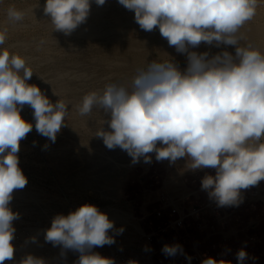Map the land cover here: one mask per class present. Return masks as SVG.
<instances>
[{
	"label": "clouds",
	"instance_id": "obj_1",
	"mask_svg": "<svg viewBox=\"0 0 264 264\" xmlns=\"http://www.w3.org/2000/svg\"><path fill=\"white\" fill-rule=\"evenodd\" d=\"M103 6L106 0H94ZM260 0H118L134 12L139 27L158 28L170 47L186 58L181 68L174 58L154 59L138 66L130 81H112L102 90L85 94L76 105L80 116L99 110L108 119L96 136L112 150L119 147L133 163L143 158L151 163L185 158L191 170L213 169L201 188L218 207L239 206L242 190L264 181V52L252 42L242 43L241 29L257 14ZM93 0H46L43 13L53 31L68 36L85 23ZM26 13L15 6L6 11L16 24ZM8 29L0 28V264L14 260L19 213L10 202L14 190L23 189L28 179L19 167L20 143L33 130V123L21 116L27 105L33 110L35 130L51 142L66 125L69 104L53 103L28 81L33 70L27 58L10 52L5 45ZM46 41L41 39L40 45ZM201 44L221 49L198 52ZM223 46V47H222ZM233 46L234 54L227 50ZM35 143V142H34ZM47 147V145H45ZM115 229L108 215L92 204H83L67 215L57 214L44 230L45 243L78 253L73 264H115L95 248L113 245ZM36 243V237L29 238ZM147 250V249H146ZM166 257L184 255L180 244H165ZM244 264L248 253H236ZM19 264H49L43 257L26 254ZM202 264H230L207 257Z\"/></svg>",
	"mask_w": 264,
	"mask_h": 264
},
{
	"label": "bare ground",
	"instance_id": "obj_2",
	"mask_svg": "<svg viewBox=\"0 0 264 264\" xmlns=\"http://www.w3.org/2000/svg\"><path fill=\"white\" fill-rule=\"evenodd\" d=\"M93 3L95 4V2ZM39 4L37 6H34L36 4L29 5L34 7L27 9L25 16L34 22L39 21L42 31L45 30V32L17 36L16 30L24 23L13 24L7 20V16L1 17L0 28L8 29L3 47L27 58V63L34 73L28 83L38 86L53 103L58 99L68 103L69 115L65 121L66 125L57 134L54 143L37 133L32 115L33 110L29 106H24L21 116L24 115L28 121L33 123V132L38 136L39 142L41 141L45 156L54 167L64 170L65 177H70L67 184L76 191L77 196H84L86 191L91 188L99 190L106 196L118 195L119 187L124 180L123 170L120 171V167L129 166L132 159L126 151L119 147L108 149L102 138L95 135L101 127L109 130L107 123L103 124V121L108 119L107 116L96 109L90 115L80 116L76 105L80 103L85 94L102 90L108 82L130 81L138 66H144L154 59L171 57L177 61L185 56L177 53L173 47L168 45L166 38L161 36L158 28L151 32L142 30L135 22L134 12L125 9L118 3V0H111L106 6H92L93 9H90L86 22L79 25L68 36L62 32L53 31L49 17L43 13V5ZM102 12L112 14L113 19L103 20L102 15L100 17ZM240 31L243 35L242 43L252 42L264 52V20L260 19L254 23L249 21ZM41 39L46 43L40 45ZM151 43L159 45L158 57L154 56L152 50L148 48ZM195 50L198 52L208 51L209 46L203 44ZM227 50L234 54L233 46H227ZM27 150L28 147L21 141L18 152L19 162L36 164V159L21 156ZM64 179L62 185L68 188ZM33 189L14 190L9 206H19L23 214L41 215V217L45 214L67 215L70 212L67 202L55 192L52 193L45 189L35 190L34 186ZM241 194H244L243 190ZM71 205L74 209L81 206L77 202H73ZM98 208L114 222L115 229L123 228L121 238L124 243L128 244V241L132 239L133 233L129 230L133 227L145 234L141 224L132 220L134 216L130 211L121 210L114 205ZM34 224H23L19 233H15V240L12 241L14 246L25 254L31 253L50 261L61 257L58 248H54L44 241V230L47 228ZM30 237H36L37 242L32 243ZM103 248H95L94 251L102 255L107 251H104ZM74 254L68 252L66 259L63 258L59 264H73V261L78 258V255ZM17 261L19 263L20 260ZM9 262L5 261V264H9Z\"/></svg>",
	"mask_w": 264,
	"mask_h": 264
},
{
	"label": "rangeland",
	"instance_id": "obj_3",
	"mask_svg": "<svg viewBox=\"0 0 264 264\" xmlns=\"http://www.w3.org/2000/svg\"><path fill=\"white\" fill-rule=\"evenodd\" d=\"M44 2H46V0H0V19H2L1 17L6 16L7 8L9 6H14V4L18 10L26 12L27 9L37 6L39 3L44 5ZM109 2L106 0V3L103 6H106ZM259 3L261 5L259 4L260 6H258V8H260H257V14L253 18L254 20L252 19L250 21L251 23L260 19L264 20V0H260ZM93 4L94 3L91 5L92 9L96 6V4ZM262 7L263 9H261ZM102 13H100V17L102 15V19L104 18L103 20L106 19L109 21L113 19L112 14L108 12ZM29 19V17H26L24 22H19L24 23V25L16 30V34H19H17V36L45 32V30L42 31V26L38 23L39 21L34 22L31 19L29 21ZM151 44H149L150 47L148 46V48L152 50L154 56L158 57L159 54L157 53V50L159 49V45L157 43ZM172 47L175 50L174 46ZM208 51L215 53L219 50L215 49V47L209 46ZM167 59H171V57H165L160 60ZM176 62L182 67L186 66L185 57L178 59ZM22 117L26 119L24 115H22ZM22 143L26 144L28 150L21 156L34 158L37 162L36 164H32L31 162H19V167L28 179V183L24 188L34 190V186V188H36L35 190L45 189L52 193L55 192L67 202L70 211L75 210L71 205L73 202H77L80 205L92 204L101 208L114 205L121 210L130 211L134 216L132 220L141 224L145 234L140 233L134 227L131 228L129 232L133 234L132 239L128 241V244L127 242H123L121 234H116L115 230L110 231V235H113L115 238V243L111 246L105 245L103 248L104 251L111 249V247L119 246L125 250L149 258L152 264H197L192 257L194 248L196 247L204 253L206 258L213 257L217 261L224 260L230 262V264H238L236 253L243 248L248 253V258L244 264H264V181H261L259 185L251 187L248 190H243V202L239 206L218 207L215 203V211L212 208H208L203 212H200L198 216H191L187 221L186 227L182 229L171 227L166 228L167 224L173 218L170 210L165 208H155L152 205L148 208L145 206L142 207L138 200V192H140V194L146 193V188L151 186V182H153V177L147 174L149 163H145L142 158L137 163L131 162L129 166L120 167V171L123 170L122 173L124 180L119 187L120 191L118 195L111 194L106 196L99 190L91 188L86 191L84 196L82 195L80 197L77 196L76 191L72 190L67 184L70 177H65L64 170L54 167L48 157L45 156L46 154L44 153L43 145L41 141L39 142V138L33 130L24 140H22ZM63 178H65L64 183L70 187V190L69 187L66 188L62 185ZM11 206L10 208L13 209V212L20 213V218L13 222L16 234L19 233L20 228L26 224L30 225L35 223L34 225H41V227L45 228L51 226V221L54 217L52 214H45L43 217H41V215L23 214L19 206ZM213 212H215V215ZM214 218L215 222H212L214 221ZM153 231H157V233L151 240H149L146 234ZM165 244H180L183 246L185 254L166 257L161 252V249ZM213 244H215V247L212 246ZM15 249L17 258L14 254V260L10 261L9 264H19L17 260H21L26 255L16 247ZM74 255H78V253H75ZM59 258L52 259L51 261L48 260L49 264H59L64 257ZM56 260L58 261L56 262Z\"/></svg>",
	"mask_w": 264,
	"mask_h": 264
},
{
	"label": "crops",
	"instance_id": "obj_4",
	"mask_svg": "<svg viewBox=\"0 0 264 264\" xmlns=\"http://www.w3.org/2000/svg\"><path fill=\"white\" fill-rule=\"evenodd\" d=\"M151 155L152 160L149 163L147 174L153 177V182L146 188V193L138 192V200L142 207L148 208L152 205L155 208L170 210L169 203L176 204L189 200L197 205L210 203L215 211V201L210 199L208 193L201 188L202 178L206 174L214 175L213 169L189 170L185 158L178 159L175 164H170L168 160L156 161L155 153ZM213 214L215 215V212ZM212 222H215V218Z\"/></svg>",
	"mask_w": 264,
	"mask_h": 264
},
{
	"label": "built area",
	"instance_id": "obj_5",
	"mask_svg": "<svg viewBox=\"0 0 264 264\" xmlns=\"http://www.w3.org/2000/svg\"><path fill=\"white\" fill-rule=\"evenodd\" d=\"M180 67L184 68L181 65ZM169 207L173 218L167 224L166 228L171 227L175 229H182L187 226V221L191 216H198L200 212L208 208L211 209V204L208 203L206 205H197L189 200H183L181 203H169ZM156 233L157 231H153L151 233H147L146 236L149 240H151ZM212 246L215 247V244ZM102 255L113 258L115 264H152L149 258L125 250L121 247H113L107 250L105 253H102ZM192 257L197 264H202V261L206 258L204 253L196 247L194 248Z\"/></svg>",
	"mask_w": 264,
	"mask_h": 264
}]
</instances>
